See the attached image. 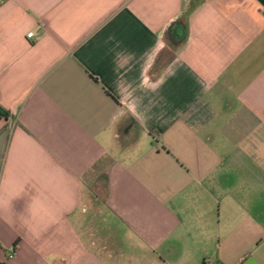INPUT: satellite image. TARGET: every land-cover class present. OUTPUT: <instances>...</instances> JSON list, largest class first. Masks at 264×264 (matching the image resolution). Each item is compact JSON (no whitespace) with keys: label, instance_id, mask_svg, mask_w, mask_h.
Returning a JSON list of instances; mask_svg holds the SVG:
<instances>
[{"label":"crops","instance_id":"1","mask_svg":"<svg viewBox=\"0 0 264 264\" xmlns=\"http://www.w3.org/2000/svg\"><path fill=\"white\" fill-rule=\"evenodd\" d=\"M203 261L264 264V0H1L0 264Z\"/></svg>","mask_w":264,"mask_h":264},{"label":"built area","instance_id":"2","mask_svg":"<svg viewBox=\"0 0 264 264\" xmlns=\"http://www.w3.org/2000/svg\"><path fill=\"white\" fill-rule=\"evenodd\" d=\"M0 4H1V0H0ZM34 37V35L32 34V33H29V34H27V38L28 39H31V38H33ZM13 252V249L11 248L10 249V253H12Z\"/></svg>","mask_w":264,"mask_h":264},{"label":"trees","instance_id":"3","mask_svg":"<svg viewBox=\"0 0 264 264\" xmlns=\"http://www.w3.org/2000/svg\"><path fill=\"white\" fill-rule=\"evenodd\" d=\"M168 31H170V27H169V30H168ZM202 264H208V263H207V262H205V261H203V262H202Z\"/></svg>","mask_w":264,"mask_h":264},{"label":"water","instance_id":"4","mask_svg":"<svg viewBox=\"0 0 264 264\" xmlns=\"http://www.w3.org/2000/svg\"><path fill=\"white\" fill-rule=\"evenodd\" d=\"M177 34H178V35H181V34H182V32H181V31H178V32H177Z\"/></svg>","mask_w":264,"mask_h":264}]
</instances>
